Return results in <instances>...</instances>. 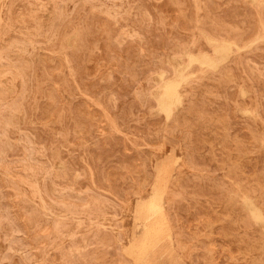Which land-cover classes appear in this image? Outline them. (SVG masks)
I'll return each instance as SVG.
<instances>
[{"label": "rangeland", "instance_id": "obj_1", "mask_svg": "<svg viewBox=\"0 0 264 264\" xmlns=\"http://www.w3.org/2000/svg\"><path fill=\"white\" fill-rule=\"evenodd\" d=\"M262 68L264 0H0V264H133L137 208L162 218L185 264H264Z\"/></svg>", "mask_w": 264, "mask_h": 264}, {"label": "bare ground", "instance_id": "obj_2", "mask_svg": "<svg viewBox=\"0 0 264 264\" xmlns=\"http://www.w3.org/2000/svg\"><path fill=\"white\" fill-rule=\"evenodd\" d=\"M89 1V0H88ZM226 1V0H225ZM252 1V0H251ZM179 2V1H178ZM254 2V1H253ZM205 4V3H204ZM100 5H102V4H100ZM140 5H141V3H140ZM202 5H203V3H202ZM232 5V4H231ZM104 6H105V4H104ZM206 6H209V5H207L206 4ZM2 7V6H1ZM82 7V6H81ZM115 7V6H114ZM129 7V6H128ZM116 8V7H115ZM157 8H159V7H157ZM238 8V7H237ZM60 9V8H59ZM118 9V8H117ZM20 10H21V8H20ZM71 10H72V8H71ZM127 10V9H126ZM79 11V10H78ZM88 11V10H87ZM128 11V10H127ZM246 12H247V10H245ZM251 12V11H250ZM124 13H125V11H124ZM209 13H210V11H209ZM248 13V12H247ZM18 14V13H17ZM120 14V13H119ZM123 14V13H122ZM251 14H252V12H251ZM24 15V14H23ZM76 15H77V13H76ZM84 15V14H83ZM127 15V14H126ZM246 15V14H245ZM249 15V14H248ZM91 16V15H90ZM118 16H120V15H118ZM238 16H240L241 17V15L239 14ZM117 17V16H116ZM126 17V16H125ZM193 17V16H192ZM244 16L242 15V18H243ZM23 18V17H22ZM112 18V17H111ZM123 18V17H122ZM121 18V19H122ZM116 19V18H115ZM119 18L117 17V20H118ZM129 19V18H128ZM239 20H240V18H238ZM254 19V18H253ZM95 20H96V18H95ZM104 20V19H103ZM114 20V19H113ZM143 20V19H142ZM247 20V19H246ZM123 21H124V19H123ZM193 21V20H192ZM234 21V20H233ZM81 22V21H80ZM104 22H105V20H104ZM112 22L113 21H111V24H112ZM118 22V21H117ZM241 22V21H240ZM21 23V22H20ZM103 23V22H102ZM105 23H107V21L105 22ZM119 23V22H118ZM210 23V22H209ZM234 23V22H233ZM232 23V24H233ZM246 23V22H245ZM108 24V23H107ZM111 24H109V25H111ZM115 25H116V23H114ZM125 24V23H124ZM207 24V23H206ZM205 24V25H206ZM215 24V23H214ZM122 25V24H121ZM203 25V24H202ZM205 25H204V27H205ZM241 25V24H240ZM117 26V25H116ZM248 26V25H247ZM30 27V26H29ZM92 27H93V25H92ZM118 27V26H117ZM132 27H133V25H132ZM240 27H242V26H240ZM94 28V27H93ZM100 28H101V26H100ZM114 28V27H113ZM88 29V28H87ZM104 28H102V30H103ZM112 28H108V32L111 30ZM204 29V28H203ZM239 29V28H238ZM253 29V28H252ZM117 30V29H116ZM166 30V29H165ZM207 30V29H206ZM17 31V30H16ZM114 31V30H113ZM238 31V30H237ZM248 31V30H247ZM12 32V31H11ZM94 33V32H93ZM112 33V32H111ZM116 33V32H115ZM209 33H210V31H209ZM92 34V33H91ZM110 34V33H109ZM220 34V33H219ZM247 34V33H246ZM245 34V35H246ZM210 35H212V34H210ZM224 36V34H221L220 36L221 37H223ZM113 36H114V34H113ZM135 36V35H134ZM213 36V35H212ZM95 37V36H94ZM106 37H108V36H106ZM111 37H112V35H111ZM113 38V37H112ZM112 38H110V36H109V38L108 39H112ZM241 38V37H240ZM119 39H120V37H119ZM242 39H243V37H242ZM97 40H98V38H97ZM101 40H104L103 38L101 39ZM106 40V39H105ZM244 40V39H243ZM259 40V39H258ZM257 40V41H258ZM262 40V39H261ZM100 41V40H99ZM98 41V42H99ZM119 41V40H118ZM211 42L210 43H215L214 41L212 42V40H210ZM240 41V40H239ZM116 42V41H115ZM241 42V41H240ZM243 42V41H242ZM253 42H256V41H253ZM114 43V42H113ZM112 42H111V44H113ZM222 43V42H221ZM224 43V42H223ZM226 43V42H225ZM228 43V42H227ZM69 44V43H68ZM91 44H92V42H91ZM90 44V45H91ZM108 44V43H107ZM127 44V43H126ZM216 44V43H215ZM218 44V43H217ZM230 44H232V42L230 43ZM240 44V43H239ZM251 44H252V42H251ZM96 45H98V44H96ZM212 45V44H211ZM222 45V44H221ZM228 45V44H227ZM226 44H224V46L222 45V48L220 49V50H218L219 51V53H220V51L222 50L223 52L224 51H228V49L230 48V45L228 46V47H226L227 46ZM234 45H236V44H234ZM249 45V44H248ZM112 46V45H111ZM110 46V47H111ZM113 46H114V44H113ZM112 46V47H113ZM220 46V45H219ZM240 46V45H239ZM84 47V46H83ZM100 47V46H99ZM98 47V48H99ZM116 47V46H115ZM206 46H204V48H205ZM218 47V46H217ZM216 47V48H217ZM258 47V46H257ZM121 48V47H120ZM216 48L214 49L215 51V53H217V50H216ZM25 49H26V47H25ZM117 49V48H116ZM116 49H115V51H116ZM201 49V48H200ZM219 49V48H218ZM257 49V48H256ZM258 49H260V46H259V48ZM202 51V50H201ZM119 52V51H118ZM191 52H192V50H191ZM194 52V51H193ZM196 52V51H195ZM229 52L230 51H228V54H229ZM233 52V51H232ZM231 52V53H232ZM36 53V52H35ZM122 53H123V49H122ZM218 53V54H219ZM231 53H230V55H231ZM223 54V53H222ZM227 54V55H228ZM249 54V53H248ZM247 54V55H248ZM187 55V54H186ZM189 55V54H188ZM204 55V54H203ZM227 55H225V56H227ZM229 55V56H230ZM250 55V54H249ZM119 56V55H118ZM190 56V55H189ZM188 56V59L190 58V60H191V57H189ZM207 56H209V55H206V58H209V57H207ZM221 56V55H220ZM224 55H223V57H222V59H223V62H225L224 60H227V59H229V58H227V59H224V57H225ZM229 56H227V57H229ZM256 56V55H255ZM260 56H262V55H260ZM196 57V56H195ZM205 57V56H204ZM204 57H202L203 58V60H204ZM244 57V56H243ZM242 57V58H243ZM248 57H250V56H248ZM248 57H246V58H248ZM199 58H201V57H199ZM201 58V59H202ZM206 58H205V60H206ZM211 58V57H210ZM221 58V57H220ZM241 58V59H242ZM262 58H263V56H262ZM261 58V59H262ZM32 59V58H31ZM200 59V60H201ZM217 59H219V58H217ZM222 59H221V61H222ZM240 59V60H241ZM245 59V58H244ZM250 59L252 60L253 58H251L250 57ZM260 59V60H261ZM15 60V59H14ZM184 60H186V59H184ZM190 60H187V62L188 61H190ZM203 60H201V61H203ZM205 60L203 61V63L205 62ZM212 60V59H211ZM211 60L209 61V60H207V61H209L210 63H212L211 62ZM214 60H215V58H214ZM243 60V59H242ZM250 60V61H251ZM219 61V60H218ZM236 61V60H235ZM238 61V60H237ZM184 62V61H183ZM231 62H234V60L232 59V61ZM244 62H245V60H244ZM253 62V61H252ZM255 62H257V61H255ZM196 63V62H195ZM235 63V62H234ZM243 63V62H242ZM187 64V63H186ZM190 64V63H189ZM188 64V65H189ZM248 64V63H247ZM260 65H261V63H259ZM182 65V64H181ZM184 65V64H183ZM182 65V66H183ZM207 65H209V67L210 66H212L211 64H207ZM216 65H219V63L217 62L216 63ZM234 65V64H233ZM260 65H259V67H260ZM196 66V65H195ZM204 66V65H203ZM227 66H229L230 67V64L229 65H227ZM238 66V65H237ZM242 66H243V64H242ZM204 67H206V66H204ZM213 67H214V64H213ZM215 67H217V66H215ZM245 67V66H244ZM258 67V68H259ZM89 68V67H88ZM184 68V67H183ZM211 68V67H210ZM222 68H224V67H222ZM240 68V67H239ZM246 68H247V66H246ZM263 69V68H262ZM175 70H177V69H175ZM194 69L192 68V71H193ZM226 70V69H225ZM233 70V69H232ZM231 70V71H232ZM240 70V69H239ZM244 70H245V68H244ZM264 70V69H263ZM180 71V70H179ZM183 70H181V72H182ZM184 71H185V69H184ZM221 71V70H220ZM247 71H249L248 69H247ZM251 71V70H250ZM65 72V71H64ZM178 72V71H177ZM253 72V71H252ZM250 73V75H252L253 73ZM183 73V72H182ZM248 73V72H247ZM256 73V72H255ZM254 73V74H255ZM262 73V72H261ZM161 74H163V73H161ZM161 74H158L159 76L161 75ZM241 74V73H240ZM179 75V73L177 74V76ZM239 75V74H238ZM247 75V74H246ZM261 75H263V74H261ZM162 76V75H161ZM190 76V75H189ZM217 76V78H219L218 77V75H215L214 77H216ZM255 76H257V75H255ZM255 76H253V77H255ZM182 77V76H181ZM180 77V78H181ZM188 77V76H187ZM186 77V78H187ZM235 77V76H234ZM241 77H243V76H241ZM252 77V76H251ZM258 77V76H257ZM161 78V77H160ZM174 78V77H173ZM178 78V77H177ZM85 79V78H84ZM185 79V78H184ZM184 79H182L181 78V80L183 81ZM243 79V78H242ZM161 80V79H160ZM172 80V79H171ZM235 80V79H234ZM233 80V81H234ZM244 81H245V79H244ZM251 81V80H250ZM258 81H260L261 82V79H260V77H259V80ZM263 81V80H262ZM166 82V81H165ZM171 82H173V81H171ZM166 83L165 84V86H164V88H162L161 86V88H162V91H163V95L161 96H159V94H158V97H160V98H158V97H156L158 100H159V102H160V105H158V106H161L160 107V110L161 109H163V111H165V112H167L168 114H169V112L171 111V105L173 104V103H176L179 99H178V94H177V91H176V86H175V84L174 83ZM177 82V81H176ZM260 82H259V84H260ZM198 83H200V82H198ZM258 83V82H257ZM32 84V83H31ZM204 84V83H203ZM229 84V83H228ZM231 84V83H230ZM195 86L197 85L196 83L194 84ZM200 85V84H199ZM236 85H237V83H236ZM245 85H249L248 84V82H247V84H245ZM178 86H179V84H178ZM231 86V85H230ZM235 86V85H234ZM225 87V86H224ZM247 87V86H246ZM194 88V87H193ZM197 88V87H196ZM199 88V87H198ZM206 88H207V86H206ZM214 88V87H213ZM228 88V87H227ZM249 88V87H248ZM253 88H255V86L253 87ZM257 88V87H256ZM255 88V89H256ZM160 89V88H159ZM255 89H253V92L255 91ZM260 89V88H259ZM219 90V89H218ZM233 90H235V89H233ZM232 90V91H233ZM261 90V89H260ZM264 90V89H263ZM236 91V90H235ZM256 91L257 92H259L258 91V89H256ZM207 92H209V91H207ZM213 92V91H212ZM211 92V93H212ZM260 92H262V90L260 91ZM130 93H131V91H130ZM158 93V92H157ZM192 93V92H191ZM206 93V92H205ZM218 93H220V92H218ZM225 93H226V91H225ZM233 93H234V91H233ZM245 94V96H246V94H247V92H245V91H243L242 92V94ZM254 93H256V92H254ZM190 94V93H189ZM258 94V93H257ZM256 94V96H258ZM261 94V93H260ZM263 94H264V92H263ZM108 95V94H107ZM193 95V94H192ZM219 95H221V94H219ZM218 95V96H219ZM227 95V94H226ZM156 96V95H155ZM185 96V95H184ZM190 96H191V94H190ZM195 96V95H194ZM202 96V95H201ZM200 96V97H201ZM203 96H204V94H203ZM206 96V95H205ZM210 96V95H209ZM215 96V95H214ZM217 96V97H218ZM224 96V95H223ZM228 96V95H227ZM232 96V95H231ZM243 97H244V95H242ZM260 96H262V95H260ZM264 96V95H263ZM262 96V97H263ZM211 97V96H210ZM191 98H192V96H191ZM203 98H205V97H202V99ZM219 98H221L220 96H219ZM223 98V97H222ZM228 98H230V97H228ZM227 98V99H228ZM253 98V97H252ZM258 98V97H257ZM256 98V99H257ZM128 99H130V98H128ZM205 99H207V98H205ZM216 99V98H215ZM214 99V97H213V100H215ZM237 99V98H236ZM235 98H234V100H236ZM239 99V98H238ZM254 99V98H253ZM157 100V101H158ZM191 100V99H190ZM218 100V99H217ZM258 100V99H257ZM257 100H256V102H257ZM260 100V99H259ZM263 100V99H262ZM261 100V101H262ZM37 101V100H36ZM141 101V100H140ZM201 101V100H200ZM207 101H209V100H207ZM230 101H232V99L230 100ZM245 101V100H244ZM187 102H189L188 100H187ZM210 102V101H209ZM211 102H213L212 100H211ZM222 102H223V100H222ZM222 102H221V104L220 105H222ZM227 102H229V101H227ZM233 102V101H232ZM234 102H236V101H234ZM240 102V101H239ZM124 103H125V101H124ZM201 103V102H200ZM204 103V102H203ZM213 103H215L216 104V102H213ZM219 103H220V101H219ZM226 103V102H225ZM261 103V102H260ZM192 104H194V103H192ZM245 104V103H244ZM243 104V105H244ZM254 104V103H253ZM257 104H259V103H257ZM137 105V104H136ZM151 105V104H150ZM261 105V104H260ZM186 106V105H185ZM188 106H189V104H188ZM193 106V105H192ZM197 106H198V104H197ZM210 106V105H209ZM226 106V105H225ZM240 106V105H239ZM251 106H253L252 104H251ZM212 107V106H211ZM258 107V106H257ZM261 107H262V105H261ZM159 108V107H158ZM187 107H185L184 109H186ZM192 108V107H191ZM201 108V107H200ZM205 108V107H204ZM213 108H214V106H213ZM197 109V108H196ZM216 109V108H215ZM221 109H224V108H221ZM226 109V108H225ZM263 109V108H262ZM128 110V109H127ZM159 110V109H158ZM158 110H157V112H158ZM182 110V109H181ZM188 110V109H187ZM201 110V109H200ZM204 111L206 110V109H203ZM203 110H202V112H203ZM217 110H220V109H217ZM216 110V111H217ZM258 110H260L259 109V107H258ZM199 111V110H198ZM261 111V110H260ZM137 112V111H136ZM183 112V111H182ZM190 112H193V111H190ZM213 112H214V110H213ZM212 111H211V113H213ZM218 112V111H217ZM226 112V111H225ZM242 112V111H241ZM240 112V113H241ZM249 111H245V112H242V115H243V113H248ZM128 113V112H127ZM163 113V112H162ZM186 113H187V111H186ZM220 113V112H219ZM250 113V112H249ZM248 113V114H249ZM260 113V112H259ZM263 113V112H262ZM262 113H261V118H262ZM166 114V113H165ZM168 114L166 115V116H168ZM177 114H178V112H177ZM204 114V113H203ZM213 114H216V115H214V116H217V113H213ZM251 114V113H250ZM132 115V114H131ZM134 115V114H133ZM173 115V114H172ZM205 115H209V114H207V112L204 114V116ZM211 115L212 114H210V117H211ZM220 114H218V116H219ZM227 115V114H226ZM247 115V114H246ZM260 115V114H259ZM139 116V115H138ZM162 116V115H161ZM160 116V117H161ZM174 116H175V114H174ZM186 115H184V117H185ZM190 116V115H189ZM195 116V115H194ZM196 116H197V114H196ZM201 116H202V113H201ZM201 116H199V117H201ZM222 116V115H221ZM228 116V115H227ZM227 116H226V119H227ZM229 117V116H228ZM179 118V117H178ZM201 118H203V116L201 117ZM205 118V117H204ZM207 118V117H206ZM217 118V117H216ZM216 118H214V119H216ZM221 118V117H220ZM264 118V117H263ZM139 119H141V118H139ZM190 119V118H189ZM195 119V118H194ZM196 119H198V118H196ZM200 119V118H199ZM213 118H211V121L213 122V120H212ZM148 120V119H147ZM172 121H173V118L171 119ZM185 120H186V118H185ZM204 120V119H203ZM228 120V119H227ZM227 120H225V121H227ZM139 121V120H138ZM171 121V122H172ZM218 120H216L215 121V123L217 122ZM219 121H220V119H219ZM224 121V120H223ZM243 121V120H242ZM181 122V121H180ZM201 122H202V120H201ZM200 122V123H201ZM204 122V121H203ZM209 122H210V120H209ZM246 122V121H245ZM189 123V122H188ZM199 123V124H200ZM214 123V122H213ZM220 124H221V122H219ZM248 123V122H247ZM169 124H170V122H169ZM192 124V123H191ZM203 124V123H202ZM205 124V123H204ZM203 124V126H205ZM218 124V123H217ZM220 124H219V126H220ZM224 124H225V126H227L226 124V122H224ZM212 125V124H211ZM222 125V124H221ZM235 125V124H234ZM259 125V124H258ZM120 126V125H119ZM166 126H168V125H166ZM170 126V125H169ZM189 126H190V124H189ZM215 126H217V125H215ZM201 127V126H200ZM206 127V126H205ZM228 127V126H227ZM227 127H226V130H228L227 129ZM232 126H230V129H232L233 130V127L231 128ZM212 128V127H211ZM222 128V127H221ZM220 128V129H221ZM223 128H225L224 126H223ZM235 128V127H234ZM258 128V127H257ZM261 128V127H260ZM205 129V128H204ZM215 129V128H214ZM219 129V130H220ZM81 130V129H80ZM205 130H207V129H205ZM216 130V129H215ZM225 130V129H224ZM231 130V131H232ZM174 131V130H173ZM201 131V130H200ZM231 131H230V133H231ZM251 131V130H250ZM213 132L214 133H216L214 130H213ZM212 132V133H213ZM236 132V131H235ZM238 132V131H237ZM2 133V132H1ZM169 133V132H168ZM171 133V132H170ZM15 134V133H14ZM190 135V134H189ZM217 135V134H216ZM215 135V136H216ZM219 135V134H218ZM228 135V134H227ZM237 135H238V133H237ZM184 136H186V134L184 135ZM183 136V137H184ZM225 136V135H224ZM240 136H242V135H240ZM203 137H204V135H203ZM229 137H231V136H229ZM11 138V137H10ZM217 138V137H216ZM242 138H244V137H242ZM160 139V138H159ZM184 139V138H183ZM169 140V139H168ZM171 140H172V138H171ZM170 140V141H171ZM230 140V139H229ZM173 141V140H172ZM197 141V140H196ZM207 141H209V140H207ZM163 142H165V140H163ZM167 142H169V141H167ZM227 142V141H226ZM243 143L242 144H246V142H244V141H242ZM174 143V142H173ZM173 143H171V144H173ZM187 143V142H186ZM230 143V142H229ZM229 143L227 142V144H228V146H229ZM233 143V142H232ZM232 143H230L231 145H232ZM176 143H174V145H175ZM185 144V143H184ZM220 144V143H219ZM187 145H188V143H187ZM238 145V144H237ZM240 145H241V143H240ZM221 146H223V144H221ZM244 146H247V145H244ZM172 147H174V146H172ZM230 147V146H229ZM240 147H243V146H240ZM249 147V146H248ZM188 148H190L189 146H188ZM192 148H193V146H192ZM197 148V147H196ZM211 148H212V146H211ZM211 148H209V149H211ZM236 148H238V147H236ZM244 148V147H243ZM186 149V148H185ZM213 150H214V148H212ZM222 149H225V148H222ZM228 149V148H227ZM242 149V148H241ZM241 149H239V150H241ZM197 150V149H196ZM217 150V149H216ZM226 150V149H225ZM224 150V151H225ZM238 150V149H237ZM243 150V149H242ZM218 151V150H217ZM226 151H228V150H226ZM234 151H235V149H234ZM245 151V150H244ZM243 151V152H244ZM249 151H251V150H249ZM235 152H237V151H235ZM241 152V151H240ZM240 152L238 151V153L237 154H240ZM32 153V152H31ZM148 153V152H147ZM185 153H186V151H185ZM251 153V152H250ZM195 154H197V153H195ZM226 154V153H225ZM228 154V153H227ZM231 154H233V153H231ZM230 153L228 154V156H230L231 155ZM194 155V154H193ZM240 155H242V154H240ZM199 156H201L200 155V153H199ZM216 156H217V154H216ZM215 156V157H216ZM235 156V155H234ZM238 156V155H237ZM62 157V156H61ZM64 157V156H63ZM188 157V156H187ZM255 157V156H254ZM190 158V157H189ZM212 158V157H211ZM228 158V157H227ZM234 159V157H233V155L231 156V159ZM236 158V157H235ZM1 159V158H0ZM191 159V158H190ZM199 159V157L197 158V160ZM217 159V158H216ZM216 159H215V161H216ZM255 159H257V158H255ZM16 160V159H15ZM189 160V159H188ZM195 160V159H194ZM201 160H203L202 159V156H201ZM207 160H209V159H207ZM199 161V160H198ZM206 161V160H205ZM218 161H220V160H218ZM231 160L229 159V162H228V164L229 165H233L235 162H236V160H232L234 163L233 164H231V162H230ZM252 161V160H251ZM188 162V161H187ZM190 162V161H189ZM188 162V163H189ZM200 163H201V161H199ZM209 162H210V160H209ZM211 162H212V159H211ZM224 162V161H223ZM118 163V162H117ZM145 163H147V162H145ZM188 163H187V165H188ZM191 163H194V162H191ZM239 162H237V164H238ZM251 163V162H250ZM59 164V163H58ZM125 164H127V163H125ZM223 164V163H222ZM236 164V163H235ZM235 165L236 167L238 166V165ZM240 164V163H239ZM241 164H242V162H241ZM240 164V165H241ZM246 164H248V163H246ZM46 165H48V164H46ZM146 165V164H145ZM148 165V164H147ZM195 165H197V163L195 164ZM210 165V164H209ZM218 166H219V164H217ZM240 165L238 166L239 168H240ZM243 165H244V163H243ZM242 165V166H243ZM49 166V165H48ZM129 166V165H128ZM234 166V165H233ZM253 166V165H252ZM256 166V165H255ZM120 167V166H119ZM122 167V166H121ZM130 167H131V165H130ZM142 167V166H141ZM192 167V166H191ZM149 168V167H148ZM195 168V167H194ZM193 168V169H194ZM215 168V167H214ZM234 168V167H233ZM247 168V167H246ZM245 168V166L243 167V169H246ZM249 168V167H248ZM255 168V167H254ZM192 169V168H191ZM241 169V168H240ZM239 169V170H240ZM243 169H241V170H243ZM196 170V169H195ZM213 169H212V167H211V171H212ZM217 170V169H216ZM235 170V169H234ZM239 170H237L238 171V173L239 172H243V171H239ZM255 170V169H254ZM263 170V169H262ZM121 171V170H120ZM197 171H198V169H197ZM200 171V170H199ZM203 171V170H202ZM233 171V170H232ZM258 171V170H257ZM149 172V171H148ZM213 172V171H212ZM216 172V171H215ZM244 172H246V171H244ZM249 172V171H248ZM247 172V173H248ZM135 173V172H134ZM148 174V173H147ZM233 174V173H232ZM249 174H250V172H249ZM252 174V173H251ZM197 175V174H196ZM195 175V176H196ZM235 175V174H234ZM236 175H238V174H236ZM243 175V174H242ZM105 176V175H104ZM109 176V175H108ZM134 176V175H133ZM231 176V175H230ZM233 176V175H232ZM137 177V176H136ZM150 177H152V175L150 174ZM186 177V176H185ZM192 177V176H191ZM194 177V176H193ZM206 177V176H205ZM249 177V176H248ZM247 176H246V179L248 178ZM130 178V177H129ZM181 178V177H180ZM232 178V177H231ZM234 178H235V176H234ZM241 178V177H240ZM252 178H254L255 179V177H252ZM257 178V177H256ZM136 179V178H135ZM187 179V178H186ZM190 180H191V178H189ZM202 179V178H201ZM233 179V178H232ZM242 179H244V177L242 178ZM137 180V179H136ZM181 180V179H180ZM205 180V179H204ZM215 180H217V179H215ZM241 180V179H240ZM118 181V180H117ZM141 181V180H140ZM179 181V180H178ZM187 181H188V179H187ZM253 181V180H252ZM264 181V180H263ZM180 182V181H179ZM206 182H209V181H206ZM211 182V181H210ZM243 182V181H242ZM182 183H184V182H182ZM182 183H181V185H179L180 187L182 186ZM219 183V182H218ZM256 183H260V182H256ZM77 184V183H76ZM137 184H138V182H137ZM148 184V183H147ZM204 184V183H203ZM217 184V183H216ZM215 184V185H216ZM188 185L189 184H187V187H188ZM225 185V184H224ZM254 185V184H253ZM252 185V186H253ZM264 185V184H263ZM262 185V186H263ZM184 186V188H185V184L183 185ZM182 186V187H183ZM223 186V185H222ZM228 186V185H227ZM250 186V185H249ZM255 186H256V184H255ZM258 186H260L259 184H258ZM50 187V186H49ZM175 187V186H174ZM187 187H186V189H187ZM198 187H199V185H198ZM83 188V187H82ZM191 188H193V187H191ZM215 188H217V187H215ZM226 188H229V187H226ZM225 188V189H226ZM248 188V187H247ZM253 188H255L254 190H253V192L255 191L256 192V188L257 187H253ZM262 188V187H261ZM203 189V188H202ZM213 190H214V187L212 188ZM219 189H220V187L218 188V191H219ZM222 189H223V187H222ZM155 190V189H154ZM153 190V191H154ZM235 190V189H234ZM233 190V191H234ZM170 191H172V190H170ZM184 191V190H183ZM224 191V190H223ZM227 191H228V189H227ZM242 191H243V189H242ZM249 191V190H248ZM4 192V191H3ZM173 192V191H172ZM172 192L170 193V194H172ZM187 192V191H186ZM203 192V191H202ZM254 192V193H255ZM260 192H261V190H260ZM10 193V192H9ZM123 193V192H122ZM157 193V192H156ZM155 193V194H156ZM159 193V192H158ZM225 193V192H224ZM5 194V193H4ZM177 194H178V196H179V192H177ZM177 194H176V196H177ZM183 194V193H182ZM185 194V193H184ZM207 194H209V193H207ZM119 196H120V194H119ZM121 196H122V194H121ZM156 196H157V194H156ZM180 196H181V194H180ZM193 196H195V194L193 193ZM197 196H198V194H197ZM209 196H213V194L212 193H210L209 194ZM214 196H215V194H214ZM220 196H222V191H221V193H220ZM226 196H227V194H226ZM54 197V196H53ZM155 197V196H154ZM172 197H174L173 196V194H172ZM185 197V196H184ZM204 197V196H203ZM222 197H224V196H222ZM240 197H241V194H240ZM246 197V196H245ZM263 197H264V194H263ZM177 198V197H176ZM189 198V197H188ZM194 198H196V197H194ZM218 198H221V197H218ZM80 199V198H79ZM216 199H217V196H216ZM215 198H214V200H216ZM246 199V198H245ZM179 200H180V197H179ZM181 200H182V196H181ZM195 200V199H194ZM194 200H192L193 201V203H194ZM198 200H199V198H198ZM213 200V199H212ZM211 200V201H212ZM183 201V200H182ZM186 201V200H185ZM184 201V202H185ZM190 201H191V198H190ZM205 201V200H204ZM238 201V200H237ZM247 201H249V200H247ZM262 201H263V199H262ZM78 202V201H77ZM79 202H80V200H79ZM170 202V201H169ZM207 202V201H206ZM206 202H204V203H206ZM246 202V201H245ZM250 202V201H249ZM191 203V202H190ZM193 203H192V205H193ZM213 203V202H212ZM228 203V202H227ZM251 203V202H250ZM250 203H249V205H250ZM258 203V202H257ZM152 204V203H151ZM183 204V203H182ZM197 205V204H199V201H198V203H194V205ZM215 204V203H214ZM264 204V203H263ZM7 205V204H6ZM158 205V204H157ZM202 205V204H201ZM234 205H236V204H234ZM245 205H247V204H245ZM261 205H262V203H261ZM154 206V205H153ZM222 206V205H221ZM159 207V206H158ZM199 207V206H198ZM210 207V206H209ZM251 207H254V208H256L255 206H251ZM249 208L248 210H249V212H250V209L251 210H253L252 208ZM152 209H153V207H151ZM193 208V207H192ZM195 208V207H194ZM227 207H225V209H226ZM235 208V207H234ZM264 208V207H263ZM154 209H156V206H155V208ZM167 209H168V207H167ZM183 209V208H182ZM157 210V209H156ZM172 210V209H171ZM212 210V209H211ZM215 210V209H214ZM255 210V209H254ZM264 210V209H263ZM153 212H154V210H152ZM152 211H147V212H144L143 211V209H140V208H137V210H136V222L138 223V224H141V222H143V227H144V230L143 231H145L144 232V234L141 236V238H139L135 243H134V245H133V249H131V255H132V263L133 264H185L184 263V261L182 260V258L178 255V253H176V252H174L173 250H172V248L170 247L171 245H170V243H169V241H170V236H169V234H167L165 231H166V229H165V224H164V222H163V220H162V218L161 217H158V218H156V216L154 215V213H152ZM168 211V210H167ZM174 211V210H173ZM172 211V212H173ZM229 211V210H228ZM256 211V210H255ZM260 211V210H259ZM184 212V211H183ZM206 212V211H205ZM254 212V211H253ZM252 212V213H253ZM261 212V211H260ZM233 213V212H232ZM236 213H238L237 211H236ZM242 213V212H241ZM251 213V212H250ZM252 213H251V215H252ZM256 213V212H255ZM255 213H253V215L255 214ZM7 214V213H6ZM12 214V213H11ZM168 214V213H167ZM214 214H217V213H214ZM221 214V213H220ZM245 214V213H244ZM249 214V213H248ZM247 213L245 214V215H247L246 217H248L249 215H248ZM179 214H177V216H178ZM219 215V214H218ZM238 215V214H237ZM256 215H258V214H256ZM262 215V214H261ZM196 216V215H195ZM216 216V215H215ZM221 216V215H220ZM219 216V217H220ZM230 216V215H229ZM232 216V215H231ZM239 216V215H238ZM241 217L243 216V215H240ZM11 217V216H10ZM15 217V216H14ZM169 217H170V215H169ZM172 217V216H171ZM205 217V216H204ZM225 217V216H224ZM223 217V218H224ZM241 217H240V219H238L239 217H237V219H235V220H237V223H238V221L239 220H243L244 219V217L245 216H243V219H241ZM262 217V216H261ZM222 218V217H221ZM249 218V217H248ZM254 218H255V216H254ZM256 218H258V217H256ZM263 218V217H262ZM220 219V218H219ZM17 220H19V219H17ZM169 220V219H168ZM194 220V219H193ZM221 220V219H220ZM256 220V219H255ZM259 220H260V222H261V218H259ZM264 220V219H263ZM138 221H140V222H138ZM169 221H171V220H169ZM183 221H184V218H183ZM204 221V220H203ZM245 221V220H244ZM257 221V220H256ZM174 222V221H173ZM185 222V221H184ZM187 222V221H186ZM225 222V221H224ZM230 222V221H229ZM232 222V221H231ZM236 221H234V223H235ZM258 222V221H257ZM204 223H205V221H204ZM227 222H225V224H226ZM240 223V222H239ZM241 223H243V221L241 222ZM244 223H246V221L244 222ZM261 223H263L264 224V222H261ZM223 224V223H222ZM232 224V223H231ZM236 224V223H235ZM248 224H251V223H248ZM207 225H209V224H207ZM238 225V224H237ZM243 225V224H242ZM244 225H246V224H244ZM262 225V224H261ZM206 226V225H205ZM210 226H211V224H210ZM226 226V225H225ZM230 227V225L229 224H227V227ZM232 226V225H231ZM234 226V225H233ZM195 227V226H194ZM219 227H221V226H219ZM228 227V228H229ZM235 227H237V226H235ZM239 227V226H238ZM243 227V226H242ZM241 227V228H242ZM21 228V227H20ZM19 228V230H21ZM192 228H193V226H192ZM225 228V227H224ZM249 228V227H248ZM250 228H251V226H250ZM183 229V228H182ZM195 229V228H194ZM230 229V228H229ZM218 230H220V229H218ZM228 230V229H227ZM235 230H237L236 228H235ZM239 230V229H238ZM217 231V230H216ZM221 231V230H220ZM233 231V230H232ZM20 232V231H19ZM221 232H223V230L221 231ZM221 232H219L220 234H221ZM227 232H229V231H227ZM231 232V231H230ZM235 232V231H234ZM233 232V233H234ZM212 233V231L210 232V234ZM217 233H218V231H217ZM232 232H231V234H233ZM246 233V232H245ZM261 233V232H260ZM209 234V235H210ZM214 234V233H213ZM216 234V233H215ZM231 234L229 235L230 236V238L231 237H233V236H231ZM242 234V233H241ZM228 235V234H227ZM261 235V234H260ZM119 236V235H118ZM247 237V236H246ZM263 237V236H262ZM21 238V237H20ZM178 238V237H177ZM233 238H235V236L233 237ZM243 238V237H242ZM242 238H240V240L242 239ZM227 239V238H226ZM235 239H239V238H235ZM260 239V238H259ZM19 240V239H18ZM25 240V239H24ZM118 240H119V238H118ZM136 239H134V241H135ZM253 240V239H252ZM121 241V240H120ZM192 241V240H191ZM233 241V240H232ZM245 241V240H244ZM23 242V241H22ZM230 242V241H229ZM235 242V241H234ZM15 243H16V241H15ZM20 243V242H19ZM133 243V242H132ZM217 243V242H216ZM215 243V244H216ZM236 243V242H235ZM177 244V243H176ZM226 244H228V243H226ZM231 244V243H230ZM237 244V243H236ZM12 245H14V244H12ZM87 245V244H86ZM131 245V244H130ZM246 245V244H245ZM25 246V245H24ZM239 246V245H238ZM193 247V246H192ZM222 247V246H221ZM224 247V246H223ZM248 247H249V244H248ZM15 248V247H14ZM132 248V247H131ZM117 249L119 250V248L117 247ZM203 249V248H202ZM219 249V248H218ZM249 249H251V247L249 248ZM176 250H179V249H177L176 248ZM243 250V249H242ZM241 250V251H242ZM27 251V250H26ZM228 251V250H227ZM250 251V250H249ZM263 251H264V249H263ZM251 252H252V250H251ZM251 252H249V253H251ZM234 253V252H233ZM243 253V252H242ZM81 254H83V253H81ZM117 254V253H116ZM124 254V253H123ZM221 254V253H220ZM253 254V253H252ZM10 255V254H9ZM119 255V254H118ZM30 256V255H29ZM256 256V255H255ZM10 257V256H9ZM17 257V256H16ZM121 257V256H120ZM26 258V257H25ZM262 258V257H261ZM6 259H7V257H6ZM20 259V258H19ZM196 259V258H195ZM242 259H243V257H242ZM123 260L124 259H122V262H123ZM199 260H200V258H199ZM204 261H205V259H203ZM20 261V260H19ZM32 261V260H31ZM80 261V260H79ZM193 262H196V260L195 261H193ZM202 262V261H201ZM227 262V261H226ZM258 262H261L260 261V259L258 260ZM10 263V262H9ZM21 263V262H20ZM125 264H126V262H124ZM131 264V263H130ZM195 264V263H194ZM201 264V263H200Z\"/></svg>", "mask_w": 264, "mask_h": 264}]
</instances>
